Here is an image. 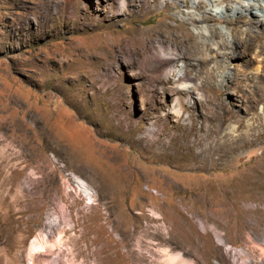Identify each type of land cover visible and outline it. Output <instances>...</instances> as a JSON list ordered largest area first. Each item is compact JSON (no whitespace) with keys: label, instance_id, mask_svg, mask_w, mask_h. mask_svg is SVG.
<instances>
[{"label":"rangeland","instance_id":"1","mask_svg":"<svg viewBox=\"0 0 264 264\" xmlns=\"http://www.w3.org/2000/svg\"><path fill=\"white\" fill-rule=\"evenodd\" d=\"M124 1L0 0V146L12 140L15 178L0 165V264H166L164 249L188 264H264V194L248 186L264 163V132L247 136L254 49L215 66L184 16L209 2ZM230 15L204 26L227 31ZM253 25L250 13L235 24ZM48 227L64 246L50 248Z\"/></svg>","mask_w":264,"mask_h":264},{"label":"bare ground","instance_id":"2","mask_svg":"<svg viewBox=\"0 0 264 264\" xmlns=\"http://www.w3.org/2000/svg\"><path fill=\"white\" fill-rule=\"evenodd\" d=\"M162 1L164 0H160V2ZM204 1L209 2L212 5V7L209 10H206L204 12L205 16H203L202 18H194L191 16V14H188V13L185 14L184 16L188 19H191L196 24L198 31L201 34H204V35L205 33L207 34L206 36L207 43L205 44V47H206V50L208 51L210 58L215 60V63H214L215 66H217L219 62H225L226 65L229 66V68L233 63L240 64L241 62L244 61V57L247 53L246 51L254 49L253 55H251V58L249 59V61H246L250 63V66H252L250 70H251V74L254 75L253 79L256 80V83L259 81L256 85L253 86L252 89L250 88L251 90L249 94V103H248V109L250 113H252V116L254 119H253V122L249 124L247 136H249L248 141L251 144H253V142L257 139L259 134L264 132V107L262 109L257 107L259 103L264 104V82H261L260 80L261 78L264 80V42H261V39H262L261 36L262 34H264V0H239L237 2L238 4L237 7H233L229 4H226L222 9H220V11L214 8V5H216L215 3L217 2V0H194L193 5H196L197 8H203ZM225 1L226 0H219V4H223ZM184 3L187 4L186 1ZM121 4L124 7L125 1L122 0ZM219 12L225 17H231L230 15L231 13L232 15L236 16L235 19L230 18V19L224 20V23H227V25L229 26L227 31H224V29H222L221 32H217L216 30L208 29L204 26V24L211 21L215 13H219ZM247 13H250L251 15L253 14L257 17V22L261 24L260 28L256 25H253L251 26V28L240 30V31L236 28L237 26H235V24L241 21V17L243 15H247ZM222 33L228 35L229 38H231L232 42L231 43L226 42L222 38L223 37ZM217 37H219L218 40H216ZM223 45H226V48H221ZM168 59L170 60V62H173L174 60H176L174 56H170ZM200 59L204 60L207 58L202 57ZM217 75L220 78L219 83H221V85H223V82L226 79H229L230 77H232L229 69ZM183 80H191L195 84V86H199L200 84V81L195 79V75L188 74L187 71L186 73H184ZM200 95H203V94L200 93ZM190 96L191 94L188 91L186 94L187 101H190L191 99ZM228 132H230L233 135V133H235L236 130L232 128V129H229ZM1 139L4 143L1 144L0 146V165H3L2 180L7 185V184H10V182L15 181L13 174L10 173V170H9V163L11 162V157L13 153L10 152L8 147H10L11 145L10 142L12 140L8 141L9 137H7L6 135L1 136ZM171 145H172L171 142L168 145H165V146L163 145L164 149H163V152L161 153L162 156L171 147ZM214 152H215V149L210 151V153H214ZM18 158L20 159V157ZM82 184L85 188L84 190L87 192L88 188L84 185L83 182ZM6 185H5V188H6ZM248 186H249L252 196L264 194V163L259 164L255 162V164L251 166L249 176H248ZM254 215H256L255 211L252 212V216ZM62 222L65 223L67 227L70 226V224L66 223L68 222L66 221V219H63ZM257 223H258V220L252 226L253 230L256 228ZM49 228H51V230L49 231L51 233V237H53L52 235L54 233L57 234V237L54 238L51 244H49L47 240H41V241L39 240L38 248L39 249L44 248V245L47 243L50 245V248H53V249L54 248L57 249L58 246L59 247L64 246L62 244L63 239L60 238V235L62 232H58L57 230H54V228L52 227H48V229ZM255 241L260 246V248L264 250V239H261L259 236L255 235ZM220 243L223 245L222 242ZM167 252L169 251H167L166 249L161 251V253H163L166 257H168L167 260L165 261L166 264H188L187 262L188 259L184 258L179 252L172 255L171 259L169 258V255ZM235 253L236 252L234 251L233 254Z\"/></svg>","mask_w":264,"mask_h":264}]
</instances>
